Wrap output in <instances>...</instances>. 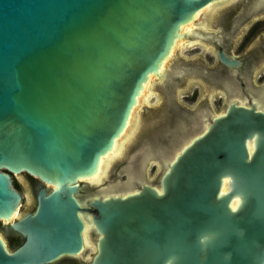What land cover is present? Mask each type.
Returning <instances> with one entry per match:
<instances>
[{
    "label": "water",
    "instance_id": "water-1",
    "mask_svg": "<svg viewBox=\"0 0 264 264\" xmlns=\"http://www.w3.org/2000/svg\"><path fill=\"white\" fill-rule=\"evenodd\" d=\"M223 1L0 0V219L21 201L12 175L52 187L9 224L24 242L7 253L0 240V264L79 252L78 183L111 150L179 28ZM180 69L155 79L179 83ZM253 100L182 139L155 187L141 165L127 170L141 182L126 195L89 202L101 234L91 264H264V89Z\"/></svg>",
    "mask_w": 264,
    "mask_h": 264
},
{
    "label": "flooded vegetation",
    "instance_id": "flooded-vegetation-1",
    "mask_svg": "<svg viewBox=\"0 0 264 264\" xmlns=\"http://www.w3.org/2000/svg\"><path fill=\"white\" fill-rule=\"evenodd\" d=\"M188 39L193 46L203 47L205 58L213 63L203 66L191 60H180L185 66H189L181 67L180 70L182 68L184 70L183 75L178 79L179 83H155L148 87L145 100L134 113L136 114L134 118L137 116L138 122L133 120L129 129L130 132L137 123L135 131L133 128L130 135L128 133L127 138L119 146L120 154L108 165L114 174L110 179L101 178L94 183L83 180L78 183L74 197L81 209H87L79 212V219L83 225L79 252L60 255L42 264H91L97 254V241L101 234L92 224L91 216H96L97 211L88 206L89 202L102 200L105 194L113 198L126 195L132 183L137 185L136 183L141 182V180H133L129 183L127 170H137L142 165L143 172L149 161H152V166L158 168V173L153 182L143 179L155 187L164 167V156L176 151L182 139L198 133L211 120L213 115L209 109V97L215 98L222 112L231 102L236 105H239V102H245L246 106L251 104L254 102L255 92L264 89L252 84L254 75L258 77L264 75V0H226L213 5L206 12L203 27H194ZM220 54L236 66L227 67L221 64L218 59ZM185 79H200V82L187 84L184 82ZM150 93L158 96L160 106L146 105ZM178 93L181 94V99L191 102L199 99L192 108L188 109L179 104ZM161 126L167 131L161 132ZM21 174L29 178L28 186L31 190L27 192L26 200L31 204V208L25 212L19 210L24 197L15 179L16 175H12V186L19 193L21 201L11 221L3 222L0 219V240L7 253L14 252L24 242V237L14 231L9 224L33 212L36 193L40 188L47 190L52 188L36 178ZM84 189L88 194H82Z\"/></svg>",
    "mask_w": 264,
    "mask_h": 264
},
{
    "label": "rangeland",
    "instance_id": "rangeland-1",
    "mask_svg": "<svg viewBox=\"0 0 264 264\" xmlns=\"http://www.w3.org/2000/svg\"><path fill=\"white\" fill-rule=\"evenodd\" d=\"M205 20H206V12L202 11L199 14V16L193 22H191V28L193 29L194 27H197V26L203 27V25L205 24ZM177 42H180V45H178L177 47H175L173 49L171 56L168 57V59L166 60L163 72L166 73L168 71H174V70L178 71L181 67L186 68L189 66V65L185 66L184 63H182L181 61L191 60V61H194L196 63L203 64V66L210 65L211 63H213L211 60L205 58L206 54L204 52L203 47L193 46V43H190L189 39H185V38H180L177 40ZM193 80L185 79L184 82L187 84H192V83L198 84L200 82V79H193ZM155 83H158L156 81V79H154V81L151 84H155ZM151 84L148 83L146 85L145 92L143 90V92L141 93L142 95L138 98L137 107H135L134 110L132 111V118L130 120L129 125L127 126V128H125V131L121 134V137L119 138V140H116V143L118 145L117 151H119V152L121 150V147H119V146H121V143L123 142V140H125L127 138L128 133L130 135L132 129L134 128V131L136 129L137 123H136V126L131 128V130L129 132V129H130V126L132 125V122L136 121V119H137V116H136V118H134L135 117L134 115H136L134 113L139 108L141 102L145 100V98L147 96L146 91ZM252 84L255 87H259V86L264 87V75H262L261 77H258V75H254L252 78ZM196 87L200 89V87H198L197 85H196ZM199 94H200V92L198 91V95ZM177 98H178L179 104L187 107L188 109L192 108L199 99V98H197L193 102H191L189 100H185L183 98L181 99L180 93H178ZM159 101H160V99L158 98L157 95L150 93L149 97L147 98L146 105L151 106V105L156 104V105L160 106L161 102H159ZM208 101H209L208 102L209 103V109L211 110L212 115L218 114L221 111L220 104L215 100V98L213 96L209 97ZM162 109H163V107H161V110ZM136 122H138V120ZM163 127L162 126L160 127V129H161L160 131L166 132L167 130L164 129ZM152 165H153L152 161L147 162L146 167L144 168L143 173H142L144 179L148 182H153V180L155 179V176H157V173H158V168H156L155 166H152ZM113 174H114V171L110 170L108 167L105 174L102 176V180L103 179H105V180L110 179ZM15 179H17V183H18L20 192H21L22 196L24 197L23 204L19 210L21 212L28 211L31 208V204L28 203L26 200L27 196H28L27 192L31 190V188H29V186H28L29 178H27L26 176H24L22 174H19V175L15 176ZM89 183H91V182H89ZM86 193H87V191L84 189L82 191V194L85 195Z\"/></svg>",
    "mask_w": 264,
    "mask_h": 264
},
{
    "label": "bare ground",
    "instance_id": "bare-ground-1",
    "mask_svg": "<svg viewBox=\"0 0 264 264\" xmlns=\"http://www.w3.org/2000/svg\"><path fill=\"white\" fill-rule=\"evenodd\" d=\"M208 9H209V6L205 7V8L202 9V10L197 11V12L195 13V15L193 16V19L195 20V19L199 16V14H200L202 11L207 12ZM191 29H192V28H191V23H187L186 25H183L182 27L179 28V35H182V34H183L182 36H184V35H186V34H189V32L191 31ZM191 34H192V33H191ZM182 36H181V37H182ZM181 37H180V38H181ZM177 40H178V38H177ZM177 40H175V41L173 42V45H172V47H171V49H170V51H169V53H168L167 58L163 60V62H162L161 65L159 66L157 72L155 73V75H149V76L147 77L146 82L142 85V88L139 90V92H138V94H137V96H136V99H135V105L131 108V110H130V112H129V115H128V118H127V121H126V124H125L123 130L121 131V133H120V135L118 136V138L114 140V142H113V144H112V147H111V150H110L106 155H104L103 157L99 158L95 173H94L91 177H89L88 179H86V181H89V182H91V183H94V182H97L98 180H100V179L102 178V176L105 174L106 169H107V167H108L110 161L113 160L116 156H118V155L120 154V152L117 151V147H118V145H117V143H116V140H119V138L121 137V134L125 131V128H127V126L129 125L130 120H131V118H132V111H133L134 108L137 106L138 98L142 95L141 93L143 92V90H144V92H145V90H146V85H147L148 83L151 84V83L154 81V79H155L156 77H158L161 73H163V69H164V66H165V62H166V60L168 59V57L171 56V53H172L173 49H174L175 47H177L178 45H180V42H177ZM118 150H119V149H118ZM120 151H121V150H120ZM84 181H85V180H84ZM222 188H223V187H222ZM102 193H103V191H102ZM16 213H17V212H14V213H13V214L7 219V221H8V222L11 221L12 218L15 216ZM83 238H84V237H83Z\"/></svg>",
    "mask_w": 264,
    "mask_h": 264
}]
</instances>
